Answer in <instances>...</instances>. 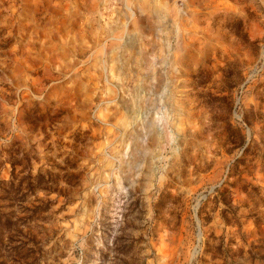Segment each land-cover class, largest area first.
Returning <instances> with one entry per match:
<instances>
[{
  "label": "rangeland",
  "instance_id": "374dc122",
  "mask_svg": "<svg viewBox=\"0 0 264 264\" xmlns=\"http://www.w3.org/2000/svg\"><path fill=\"white\" fill-rule=\"evenodd\" d=\"M1 214L0 264H264V0H0Z\"/></svg>",
  "mask_w": 264,
  "mask_h": 264
},
{
  "label": "trees",
  "instance_id": "16d2710c",
  "mask_svg": "<svg viewBox=\"0 0 264 264\" xmlns=\"http://www.w3.org/2000/svg\"><path fill=\"white\" fill-rule=\"evenodd\" d=\"M14 165V167L17 165V164H13ZM15 175V170L13 171V176ZM26 180H27V185H28V189H27V191L28 192H33V191H35V189L38 187H42V186H44L45 184H47L48 182H46V179H45V177H43V176H38L36 179H34L31 175H29V177H27V178H25ZM35 181H36V184H35ZM10 184L12 185V186H16V183H14V181L13 180H11L10 181ZM18 186L21 188H23V182L21 181L19 184H18ZM18 191H19V189H18ZM27 196V194H23V196H22V198L23 199H25V197ZM49 204L51 205V203H48L47 205H46V207H44V208H39V210L40 211H42V212H44V211H47L48 209H49ZM11 214H13V213H11ZM11 214H9V215H4V216H2V214L0 215V217L1 218H9V216H11ZM9 219L6 221V222H4L3 223V225H7V224H9Z\"/></svg>",
  "mask_w": 264,
  "mask_h": 264
}]
</instances>
